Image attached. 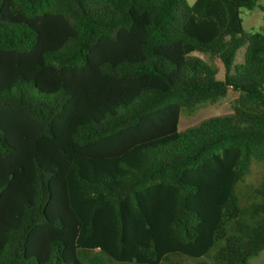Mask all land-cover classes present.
I'll return each mask as SVG.
<instances>
[{
  "label": "trees",
  "instance_id": "obj_1",
  "mask_svg": "<svg viewBox=\"0 0 264 264\" xmlns=\"http://www.w3.org/2000/svg\"><path fill=\"white\" fill-rule=\"evenodd\" d=\"M255 6L0 0V264L264 252V175L235 193L264 161V34L240 17ZM230 90V113L178 127Z\"/></svg>",
  "mask_w": 264,
  "mask_h": 264
},
{
  "label": "rangeland",
  "instance_id": "obj_2",
  "mask_svg": "<svg viewBox=\"0 0 264 264\" xmlns=\"http://www.w3.org/2000/svg\"><path fill=\"white\" fill-rule=\"evenodd\" d=\"M194 1L195 0H187L189 4H193ZM240 17L243 29L246 33L260 32L264 34V0H256V6L253 9H247L245 7L240 8ZM194 54H201L205 60L212 63V60L207 54L200 52H195ZM220 76H222V73ZM236 95V93L230 90L226 98L216 103L200 105L194 111H188L186 108H183L180 112L178 127L183 129L189 125L197 124L201 119L208 116L230 113V105ZM263 175L264 161H252L250 172L240 179L235 186V193L241 202H245L249 199L251 188L258 183ZM248 264H264V252H260L254 256Z\"/></svg>",
  "mask_w": 264,
  "mask_h": 264
}]
</instances>
